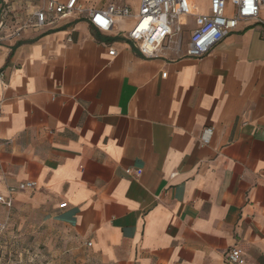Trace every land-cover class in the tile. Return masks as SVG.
Wrapping results in <instances>:
<instances>
[{"label":"crops","instance_id":"crops-1","mask_svg":"<svg viewBox=\"0 0 264 264\" xmlns=\"http://www.w3.org/2000/svg\"><path fill=\"white\" fill-rule=\"evenodd\" d=\"M46 1L0 0V195L37 185L0 205V229L27 213L101 264H228L232 248L264 264V27L242 22L200 60L146 59L135 18L95 35L86 16L141 0H78L38 28Z\"/></svg>","mask_w":264,"mask_h":264},{"label":"built area","instance_id":"built-area-1","mask_svg":"<svg viewBox=\"0 0 264 264\" xmlns=\"http://www.w3.org/2000/svg\"><path fill=\"white\" fill-rule=\"evenodd\" d=\"M208 1L209 12L200 13L199 6L194 5L195 0H141L137 12L128 6L109 5L103 9H89L87 21L91 28L98 33H109L116 25V19L135 18L134 27L127 34L132 43L143 57L150 59L162 55L166 49L173 48L178 53L185 49V56L191 59H202L212 49L224 41L230 33L237 30L242 22L258 23L264 27V0H200ZM231 3L233 12L228 11ZM74 12H83V7L78 0H70L67 4L47 0L41 10L33 14L34 26L40 28L46 23L48 13L58 14L61 17L72 15ZM196 21L192 30L189 19ZM4 26L0 23V31ZM191 31L186 40L184 33ZM112 57L118 52L112 47L109 51ZM2 77L4 73L1 72ZM167 73L163 75L166 77ZM213 135V129L207 128L201 134V142L207 145ZM128 175L140 177L142 169H128ZM36 182L22 183L15 188H10L8 198L0 195V205L8 208L12 206V195L17 190L35 189ZM228 264H245V259L240 249L232 248L226 255Z\"/></svg>","mask_w":264,"mask_h":264},{"label":"rangeland","instance_id":"rangeland-1","mask_svg":"<svg viewBox=\"0 0 264 264\" xmlns=\"http://www.w3.org/2000/svg\"><path fill=\"white\" fill-rule=\"evenodd\" d=\"M196 5L200 12H207L204 3L197 1ZM16 213L11 210L3 217L15 221L8 230L0 229V264H101L84 252L72 233L59 227L33 226L27 213L22 219Z\"/></svg>","mask_w":264,"mask_h":264},{"label":"trees","instance_id":"trees-1","mask_svg":"<svg viewBox=\"0 0 264 264\" xmlns=\"http://www.w3.org/2000/svg\"><path fill=\"white\" fill-rule=\"evenodd\" d=\"M92 31H93V32H94V34L96 35L97 31H96V30H94L93 28H92Z\"/></svg>","mask_w":264,"mask_h":264}]
</instances>
